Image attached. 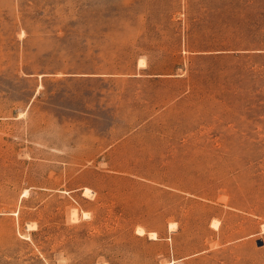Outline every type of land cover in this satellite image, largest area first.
<instances>
[{
  "label": "rangeland",
  "instance_id": "rangeland-1",
  "mask_svg": "<svg viewBox=\"0 0 264 264\" xmlns=\"http://www.w3.org/2000/svg\"><path fill=\"white\" fill-rule=\"evenodd\" d=\"M0 264H264V0H0Z\"/></svg>",
  "mask_w": 264,
  "mask_h": 264
},
{
  "label": "bare ground",
  "instance_id": "bare-ground-1",
  "mask_svg": "<svg viewBox=\"0 0 264 264\" xmlns=\"http://www.w3.org/2000/svg\"><path fill=\"white\" fill-rule=\"evenodd\" d=\"M174 227V226H173ZM172 226L170 227L171 229L173 228Z\"/></svg>",
  "mask_w": 264,
  "mask_h": 264
}]
</instances>
